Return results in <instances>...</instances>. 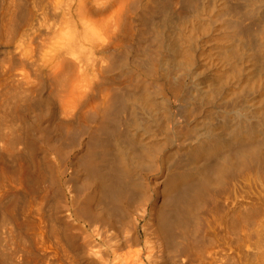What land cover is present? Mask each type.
Returning a JSON list of instances; mask_svg holds the SVG:
<instances>
[{
	"label": "bare ground",
	"instance_id": "bare-ground-1",
	"mask_svg": "<svg viewBox=\"0 0 264 264\" xmlns=\"http://www.w3.org/2000/svg\"><path fill=\"white\" fill-rule=\"evenodd\" d=\"M18 1L8 0L10 24L18 22L13 21L19 11ZM34 3L39 14L33 35L28 37L31 64L27 60L24 63L31 65L28 64L33 68L32 75L35 71L34 75L40 78L43 73L53 82L52 86L59 84V88L54 87L61 100L56 89V92L50 91L51 86L48 89L56 93L57 102L61 101L56 105L60 104L62 115H58L63 117L58 123L44 127L43 112L35 108L38 113L34 121L31 115V132L25 138L22 136L30 146H27L29 161L38 149L45 153L41 152L46 166L42 161L43 167L40 166L38 161L44 157L38 152L42 157L39 160L35 157L38 164L34 160L27 163L33 169L36 166L33 175L30 176L32 171L26 166L22 170L23 177L31 179L28 182L36 187L31 184L34 191L38 188V193L42 188L48 195L47 189H53L52 195L58 192L55 194L58 205L69 208L66 187L72 182L77 194L75 198L71 196L74 198L71 213L64 218L73 214L78 220L86 218L100 223L104 234L123 225L137 232L133 211L142 210L144 216L151 217L146 227L149 225L152 233L147 232L142 246L135 245L133 252L129 251L135 258L144 257L149 264H155L153 258L157 257L158 247L160 255L166 250L174 255L195 253L194 244L203 236L200 234L205 227L210 226V218L220 219L211 214L213 209V214L219 211L220 204H226L225 198L227 201L230 198L237 210L244 205L246 209L249 204L248 212L244 207L243 211L234 208L241 213L238 216H244L245 212L250 216L260 210L263 213L264 0H34ZM29 13L30 10L27 16ZM21 14V19L26 17ZM12 27L16 25L11 26V31L19 26ZM11 31L5 32L8 41L16 32ZM18 32L19 29L17 35ZM14 55L12 58L24 54ZM13 59L12 62L16 60ZM20 63H16L17 70L26 67ZM22 71L23 75L27 73ZM19 73L11 76L16 78ZM21 75L18 77L24 80L30 76ZM35 81L29 82L32 85ZM39 81L35 84H40ZM29 82H25L28 87ZM34 86L30 89H36ZM38 104L33 107H40ZM43 104V111L48 112ZM84 134L89 135L85 150L69 176L67 150L81 144L80 137ZM53 155L64 158L57 168ZM242 195L249 197L250 200H245L250 203L245 204V200L243 203ZM156 197L161 199L158 205H154ZM230 201L228 204L232 205ZM233 212L229 216H234ZM221 214L223 217L224 213ZM248 215L247 218H253ZM247 218L230 221L239 224L247 222ZM230 221L226 222L228 227ZM88 239L87 242L93 241Z\"/></svg>",
	"mask_w": 264,
	"mask_h": 264
},
{
	"label": "rangeland",
	"instance_id": "rangeland-1",
	"mask_svg": "<svg viewBox=\"0 0 264 264\" xmlns=\"http://www.w3.org/2000/svg\"><path fill=\"white\" fill-rule=\"evenodd\" d=\"M3 1H4V3H3ZM3 1L0 0V36H1L0 37V72H1L0 73V134H1L0 137L2 138V139L0 138V145H1L0 146V233H1L0 234V239H1L0 240V264H141V263L149 264L147 262L148 260L145 259L144 257L140 258L139 256H137L135 258V254L131 253V252H133L132 250H134V248L137 245L142 246L143 242L146 239L145 237H147L148 231L152 233L151 229L149 228V225H150L149 223L151 221V219H150L151 217H149L148 215L144 216V213L142 212V210H140L142 213L140 211H138V213H137V210H136V212L133 211V215L135 216V217L134 216L133 217L137 220V224H138L137 232H134V230H132L129 226L123 225L120 227L117 226L118 228L116 227V228H114V230H112V229L108 230V232H105V234H107V235H105L104 232L101 231V226L99 227L100 223L98 224L97 222L96 223H92L91 221L89 222L88 219H86V218L78 220L77 217L73 216V214L71 215L70 218H66V219L64 218L65 215L66 216H67V214L70 215L71 211L69 209H71V206L73 205L72 200H74L75 195L77 194L76 191L74 190V184L72 182L68 183L70 188L68 187V189H67V187H66V191H67L66 195H67L68 200L70 202L69 208H67V207L63 208L62 206L58 205L59 204V202L57 201L58 196H56L58 192H56V189H55V191H53V192H56V193H54V195H52L53 193H51V191L53 189H50V190L47 189L48 193L50 192L48 195L51 194V196H48L46 193L44 194L42 188L39 189V190H41L40 192H42V193H40V192L37 193L38 188L36 189V191H34L36 187L32 184V182L29 183L31 179L29 180V178L23 177L22 170H24L26 167H28L26 169L29 170L30 167L28 164H31L30 162H32L34 160L37 163V160L44 157L43 154L41 153V152L44 153V151H41L38 149L35 156L32 157L33 158L32 161H29L31 158L30 159L27 158L29 156V154H27L28 150H29L28 148H30V146H29L28 142L26 143L27 139L25 140L24 138L26 137L27 134H29L30 124L36 118V115L38 113V112H36V110L37 109H38L37 111L42 110L41 112H43L42 113L43 114L42 123L45 122V124H42V126L46 125L44 127H47L48 125H51L54 123H58L59 121H61V118H63V117L60 116V115H62L60 112V104L56 105L57 103L61 102V101L57 102L58 98H56L58 96L60 99V93H59L58 89H56V88H59V86H58L59 84L56 83V85L54 84L52 86L51 83L53 84V82L50 81V79L47 80L48 78L43 73H42V75H40V78H38L37 76L34 75V74H36L35 71H34V74L32 75L31 73H33V70H32L33 68L30 69V67L28 66V64L30 63L28 57L30 56V51H31V45H30L29 39L31 38V35H33V29H34V26H35V23H36V20L38 18V14H39L35 8L34 0H19L18 1V3H19L18 4V10H19L18 12H19L20 16H18V14H17L18 12H16V17H15L16 19L13 21L14 22L18 21L20 23V25H18L19 24L18 22H17V24H15L14 22H13L14 24H10L12 19L10 18V14L8 11V0H3ZM24 3H26V5H23ZM19 6L22 9L25 8L24 9L25 11L22 10L21 8H19ZM28 9L30 10V13H29V16L31 15L30 17L27 16L28 15L27 13L29 11ZM20 11H22V12H20ZM31 11H32V14H31ZM25 12H27V13L25 14ZM21 13H24V16L26 15V17L23 16L24 18L21 19V16H22ZM17 16H18V18H17ZM5 17H7L6 20L4 19ZM27 17H29L28 18L29 21H27ZM19 19H21L22 22H20ZM23 21L24 22L26 21V23L24 24ZM26 24H27V26H25ZM6 25H7V27H9V25H11V26L16 25L15 28L12 27L13 29H16L18 26L19 27L17 28V30L11 31L10 30L11 26L8 29L6 27ZM6 28L13 33H14V31H16L14 33L15 35H12L13 40L10 39L12 42L5 39L8 35V34L6 35V33H5L8 31V30L7 31L5 30ZM18 29H19V32L17 35ZM11 32H10V34H11ZM10 34H9V37H10ZM5 35H6V37H5ZM28 37H30V38H28ZM23 41H25V43H27V44H24ZM22 43L25 46L28 45L27 48H25V46H23ZM21 45H22V47H21ZM28 47H30V49ZM19 48H21V49L19 50ZM23 48H24V51H22ZM17 49H18V51H17ZM17 52L19 54H24L25 57H23V58L21 57L24 55H21L19 57L18 56L19 54H17ZM12 55L18 56L19 59L15 58V57H13L14 58L13 59ZM8 57H10V58H8ZM21 58L23 60H21ZM6 59L11 60V61L8 60L10 62V64L11 63L14 64V62H16V60L19 61V62L17 61L16 63H20V60L22 63L28 61L29 63H26V65H25V63L24 64L20 63V65H22V67L26 66L24 68H26L29 72L26 69H25L26 71H22L24 68H20V67H19V69H21V70H17V67L19 66V64L16 65V63L14 64V66L11 64L13 67H15V69L13 67L11 68L10 67L11 65L8 64L9 62H7ZM12 59H13V61L15 59L16 60L14 62H12ZM4 61L7 62V64H5V67H4V63H5ZM6 68H7V70H6ZM8 68H9V70H8ZM10 68H11V70L12 69H14V70L11 71ZM2 71H3V73H2ZM18 71L20 73H21V71L27 72L26 74L24 73L25 75H23L21 73L23 76H27V74H29L31 77L35 76L34 77V81L36 80L35 83L36 82L38 83L39 80H42L39 82H41V83L43 82L42 83L43 86H41L42 85L41 83L38 85L33 83L31 85V82H34V81H32L33 77L31 78L30 76H28L27 78H31L30 80L27 78L24 80L22 78L26 83L31 81V82H29L30 85L28 87L26 85V83L20 77H18L19 75H21ZM14 73L15 74L19 73V75H17V77L15 75L16 78H13L12 76H14ZM22 75H21V77H23ZM9 77H11V78L9 79ZM12 78H13V80H11ZM35 78H38L39 80L35 79ZM7 79H8V81H6ZM14 79H16V80L18 79V82L14 81ZM9 80L12 82H10ZM26 80H29V81L27 82ZM13 81H14V83H13ZM15 82L17 84H15ZM34 85L38 86V89ZM39 85H40V87H39ZM31 86L32 87L34 86V88H36V89L33 88L34 90H31L30 89V88H32ZM48 87H50L49 89H50V91L52 90V92H54L56 89L58 91L57 96L54 97V95H56V93L55 94L54 93L52 94V92L50 93ZM9 92L12 94H10ZM16 92H17V94H16ZM18 92H20L21 94ZM51 94L53 95L52 97H51ZM34 101L35 102L39 101L36 104L41 102L40 104H38L39 106L40 105L41 106L40 107H37V106L33 107V104L36 105ZM4 103H6V104H4ZM42 103H44L43 104L44 107L47 106L46 110H49L48 112L43 111V110H45V108L43 109ZM22 104H24V105H22ZM31 104H32V106H30ZM29 106L33 107V108H31L33 113L32 112L30 113L31 110H30ZM20 107H22L23 109ZM41 107H42V109H41ZM35 108H37V109H35ZM44 112L46 115L44 114ZM58 114H60V115H58ZM31 115L33 116V118ZM19 118H20V120H19ZM31 118L33 121L31 120ZM48 120H51V121H48ZM54 120H55V122H54ZM24 121L25 122L28 121L27 124H29V123L30 124L27 125ZM6 122H8V123H6ZM23 122H24V124H23ZM47 123H49V124H47ZM25 124L27 126H25ZM22 129L25 131H21ZM18 131H19V133H18ZM2 135H3V137H2ZM18 135H19V137L23 136L24 138L22 137V139H21L18 137ZM4 136H6V137H4ZM15 136H16V139L19 138L21 141L17 139V141H18L17 142L15 139ZM88 136H89L88 134L81 135V137H80L81 138V144L76 143V146H73L70 148H68L69 145L67 146L68 150L67 149L66 150L68 151V154H69V155L67 154L68 155L67 158H68L69 165H70L68 168L69 170H68L67 174L69 176L73 171L72 170L73 164L77 163L78 159L81 157L80 155H82V153L85 150L86 141H87ZM11 137H13V138H11ZM7 139H8V142L6 143ZM13 139H15V140H13ZM27 146H28V148H27ZM42 150H44V149H42ZM13 151H15V152H13ZM38 152L41 153L42 157H40ZM44 155H45V153H44ZM35 157H37L38 159L36 158L37 160H35ZM60 157L61 156H59V155L58 156L53 155V159L55 162V168L60 166V164H59L60 159H62V161H60L61 164L64 161V158H62V157L60 158ZM43 160H45V157L43 159H40V161H38V162H40V166L42 165L43 162H45ZM41 161H42V163H41ZM33 163H35V162H33ZM35 164H32L30 166H33ZM24 166H26V167L24 168ZM43 166H46V165H44V163H43ZM43 166H41V167H43ZM35 168H36V166H35ZM35 168L34 169L32 167L30 168L31 170H29V171H32L30 176L33 175ZM45 168H43V169H45ZM158 181H160V179ZM25 183L30 185L29 186L30 188ZM31 184L35 188L33 186H31ZM30 189H32V190H30ZM45 195H47L48 197L47 196L45 197ZM37 196H39V197H37ZM71 196H74V198ZM242 197H243V195H242ZM242 197H240V198H241L243 203H244L245 199L250 200L249 197L245 196L246 198L243 197L244 199H242ZM240 198H239V200H240ZM230 200L231 199L229 198L228 201H230ZM246 200H245V204L247 202H249V200L247 202H246ZM228 201L225 198V203L227 204V205L226 204L225 205L229 206V207H227L228 210L226 209V207H224L225 206L224 204H222L223 206L221 204H220V207L218 206L219 211L216 208V212L218 211L217 213L218 214L220 213L219 215H221V216L216 215L217 213L213 214L215 211L213 209V213L211 215H213L215 217L217 216V218L219 217L221 220L217 219L218 221L220 220V222H218V221H216V219L214 217H213L214 219H212V217L210 218V220H211L210 226L211 227L210 226L209 227L207 226L208 228L205 227V230H203L204 234H203V232L200 234L203 236H199V238L196 240V242L194 244V248H193V250H195V253H194V251H192V252H188V253L185 252L183 255H182V253L180 255H174L173 253H170V252L167 253V250H166L165 254H164V252L161 251L162 253L160 255L159 254L160 249H159V247L158 248L156 247L158 250L155 249V252L156 253L158 252V254H156L158 258L155 256V258H153V260H154L153 262L155 264H260V262L263 263V261H264V256H263L264 255V250H263L264 249V214H263L264 210H263V213L260 210V212L251 214L250 216L253 217L252 219L247 218L248 214L246 212H245L246 217L244 214H243L244 216H242V215L238 216V214H241V213L234 211L235 207L233 205L232 200L230 201V203H232V205H229ZM157 202H159V203H157ZM160 202H161V199L159 200V198L156 197L154 205H158V204H160ZM242 202H241V204H242ZM232 206H233V208H232ZM244 206H241L240 208H238V210L236 208L235 209L237 211H240L241 209H243ZM247 207H249V204H248V206H246L247 210L244 207V209H245L244 211L248 212L250 210V208H247ZM231 208L234 212L237 213V215H235L236 213L234 214V212L231 210ZM225 211H227V212H225ZM241 211H243V210H241ZM231 212H233V215L236 216L237 218H234V216H231L232 215ZM221 213H224V214L226 213V214L225 215L223 214V217H222ZM230 213H231L230 216L233 219L229 216ZM257 214H258V217L256 216ZM254 215L256 217H254ZM140 216H141V218H140ZM146 216H148V217H146ZM227 216H229V218ZM240 217L242 219H240ZM224 218L228 219L229 221L231 219L234 223H235V221L238 222L237 219L246 221L245 219L247 218V222H241L239 220L240 221L239 224L238 223L233 224V222L230 221L231 225H229V226L233 227L235 225L233 227L234 230L232 231V228L228 227V224L226 223L229 221L228 220L225 221ZM212 220L213 221L215 220V221L212 222ZM146 223L149 224V225H147V227H146ZM69 225L72 227H70ZM227 227L229 229H227ZM99 228H100V230H99ZM147 228H149V229H147ZM98 231H101L104 235H102V233H99ZM151 233H149V234H151ZM65 235H68L69 239ZM148 236L150 238L154 237L151 235H148ZM70 237H72L73 239ZM88 238H90V240L92 239L93 241L87 242L89 240ZM71 239H72V241H71ZM125 240L128 241V243L124 242ZM138 240H139V243L136 242ZM134 241H135V243H134ZM123 242L126 244H123ZM89 246L92 248H90ZM129 249L131 252L129 251ZM8 251H9V253H8ZM254 251H255V253H254ZM129 252L132 255L129 254ZM261 252H263V253H261ZM186 253L189 256L185 255ZM14 254H16V255H14ZM196 254H197V256H196ZM1 255H2V257H1ZM9 255L11 257H9ZM164 255H165V257H164ZM5 256H7V257H5ZM12 256H14V257H12ZM193 256H196V257H193ZM259 256H261V257H259ZM138 257H139V259H138ZM178 257H180V258H178ZM262 257H263V259H261ZM170 258H172V259H170ZM258 259L260 261L257 263ZM134 260H136V261H134ZM126 261H128V262H126ZM140 261H141V263H140Z\"/></svg>",
	"mask_w": 264,
	"mask_h": 264
}]
</instances>
